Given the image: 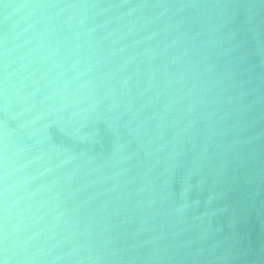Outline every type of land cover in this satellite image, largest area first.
<instances>
[{
	"label": "clouds",
	"instance_id": "1",
	"mask_svg": "<svg viewBox=\"0 0 264 264\" xmlns=\"http://www.w3.org/2000/svg\"><path fill=\"white\" fill-rule=\"evenodd\" d=\"M0 264H264V0H0Z\"/></svg>",
	"mask_w": 264,
	"mask_h": 264
}]
</instances>
